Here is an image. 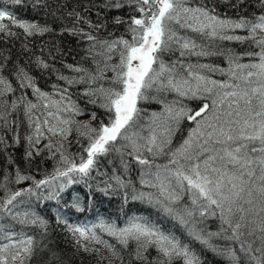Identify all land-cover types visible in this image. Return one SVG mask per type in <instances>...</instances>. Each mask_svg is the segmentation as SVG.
Instances as JSON below:
<instances>
[{"label":"snow or ice","instance_id":"obj_1","mask_svg":"<svg viewBox=\"0 0 264 264\" xmlns=\"http://www.w3.org/2000/svg\"><path fill=\"white\" fill-rule=\"evenodd\" d=\"M221 2L236 15L215 0H4L47 11L82 53L67 63L53 43L46 55L53 27L0 10V264H67L34 205L81 183L154 208L183 234L140 217L57 216L94 264H205L204 252L264 264V0L247 15L246 0Z\"/></svg>","mask_w":264,"mask_h":264},{"label":"trees","instance_id":"obj_2","mask_svg":"<svg viewBox=\"0 0 264 264\" xmlns=\"http://www.w3.org/2000/svg\"><path fill=\"white\" fill-rule=\"evenodd\" d=\"M50 3H54L55 0H49ZM75 3L76 0H73ZM82 3H86V0H80ZM96 3L99 4L100 0H96ZM217 9L224 13L226 12L229 16H235L236 10L232 9L228 3H223L221 0H215ZM231 3H235V0H231ZM14 12L18 18L22 20H27L35 22L39 25H48L55 29L54 35H45L42 39L45 45V54L49 48H52L53 43L56 48H59L63 51V60L67 63H75L80 59L82 49L76 43V39L67 33L61 35L62 28L60 26V21L54 19L47 11L40 8H33L31 6L22 7V6H13L4 3V0H0V10L3 8ZM95 11V9H94ZM127 9H113L110 11L102 12V15L107 17H113L116 15L127 16ZM258 11V6L254 0H246L245 5H241L240 14L247 15L249 13H255ZM95 19V16H93ZM109 32L115 31L116 35H119L123 31V27L120 25H109ZM40 38H37L39 42ZM17 47L20 46L19 41L16 42ZM233 47H238L233 45ZM212 61L215 63H223L221 59L212 58ZM57 67H60V64L57 63ZM67 74V73H66ZM37 78L39 85L42 88L48 89L51 85V80L47 77H40L37 73ZM54 79V78H53ZM91 107L90 105L88 106ZM98 119H106L105 114L102 110L96 109ZM179 138V137H178ZM23 149L17 150V157L21 166L23 167L22 160ZM39 162V161H38ZM48 165H46L47 167ZM133 183L139 186V177L138 171L132 170L128 177ZM94 183V182H90ZM63 200L59 203L56 201H48L40 204L39 206L34 205V210L39 212L42 208L40 215L44 216L50 221V224L56 228L54 232V237L60 249L63 251L67 264H94V261H91L89 257L84 255H76L73 253L71 248L70 241L65 240V234L60 227H57L55 224V218L57 216H62L65 219L70 220L74 224H94L100 219L110 220L118 225L123 226L130 218L140 217L143 219L151 220L153 223L158 224L165 230L173 231L178 238H182V231L169 219L161 215L156 209L149 207L146 204L140 203L139 201H129L124 203L122 196L119 194H113L111 197L105 196L99 192H94L86 184H75L71 186L65 193L62 194ZM76 199H79L80 206L84 208L83 212L77 211L72 207V202ZM47 203V204H46ZM52 206L54 208H52ZM46 207V208H44ZM52 208V210H51ZM54 210V211H53ZM197 249L199 246H195ZM205 264H224L222 258L212 254L211 252L202 253Z\"/></svg>","mask_w":264,"mask_h":264},{"label":"bare ground","instance_id":"obj_3","mask_svg":"<svg viewBox=\"0 0 264 264\" xmlns=\"http://www.w3.org/2000/svg\"><path fill=\"white\" fill-rule=\"evenodd\" d=\"M48 202V201H47ZM47 204V203H46ZM44 208H46V207H44ZM52 208H54L53 206H52ZM52 208H51V210H52ZM47 209V208H46ZM42 208L39 210V213H41L42 212ZM48 210V209H47ZM54 211V210H53Z\"/></svg>","mask_w":264,"mask_h":264},{"label":"rangeland","instance_id":"obj_4","mask_svg":"<svg viewBox=\"0 0 264 264\" xmlns=\"http://www.w3.org/2000/svg\"><path fill=\"white\" fill-rule=\"evenodd\" d=\"M84 119H87V117H84Z\"/></svg>","mask_w":264,"mask_h":264}]
</instances>
